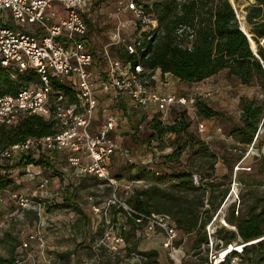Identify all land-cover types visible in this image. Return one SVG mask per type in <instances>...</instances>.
Segmentation results:
<instances>
[{
    "label": "built area",
    "instance_id": "obj_1",
    "mask_svg": "<svg viewBox=\"0 0 264 264\" xmlns=\"http://www.w3.org/2000/svg\"><path fill=\"white\" fill-rule=\"evenodd\" d=\"M158 1L161 0H108L115 5V11L107 17L108 41L97 58L87 44L94 32L91 33L90 25L97 19L93 13L95 0H0V67L9 71L12 78L16 73L32 72L38 80L15 94L0 95V126L14 125L26 115L57 122L55 133L29 137L0 148V174L12 160L18 162L29 156L32 161L45 160L50 164L60 153L69 167L66 170H72L75 177L93 176L106 187H116V179L110 173L112 157L121 153L126 163L132 159L128 151H121V143L114 136L117 116L109 105H102L100 98L104 95H109L115 103L125 100L131 109L140 112L145 119L141 120L139 129L156 118L162 125L169 126L174 111L183 110L190 122L197 125V132H202L204 124L196 116L195 104L198 99L210 98L212 91L194 87L187 94H161L153 90L152 74L143 68L141 61L150 55L147 44L155 43L162 34L157 18L146 10ZM31 27L35 29L31 30ZM176 36L178 40L184 37V42L192 41L193 29L179 25ZM112 48L122 51L126 58L132 57L137 64L120 58L121 54H112ZM53 82L67 87L75 99L58 89L54 91ZM150 149L157 155L156 149ZM152 161L142 160L141 164L153 170ZM24 169L26 180L38 179L37 191L32 195L37 199L13 195L14 214L30 209L40 216L47 203L45 199L49 198L46 187L51 177L41 178L45 167L34 162L27 163ZM154 174L159 175L158 172ZM193 183L201 185L194 174ZM125 188L130 189L131 185ZM3 191L0 189V205L4 203ZM117 203L145 235L162 239V248L172 264H182L183 242L178 244L179 231L168 215L138 213ZM217 216L218 213L206 227L209 246H213L211 226ZM126 223L107 222L108 227L96 239L95 246L110 255L120 254L127 248L123 236L128 228ZM222 226H227L225 221ZM45 228L44 222L36 224L21 242V249L27 259H33L31 250L34 248L39 261L52 264L46 252ZM244 245L241 244V249ZM237 253L229 252L225 256L220 253L209 264H237L241 250ZM136 258V264H145V258L138 255ZM15 262L24 264L19 257ZM97 262L95 259L86 264Z\"/></svg>",
    "mask_w": 264,
    "mask_h": 264
},
{
    "label": "rangeland",
    "instance_id": "obj_2",
    "mask_svg": "<svg viewBox=\"0 0 264 264\" xmlns=\"http://www.w3.org/2000/svg\"><path fill=\"white\" fill-rule=\"evenodd\" d=\"M232 8L235 9L236 17L241 28V24L245 25L248 34V26L244 22L246 7L250 6L255 0H231ZM96 9L93 13L97 15V19L94 23H91V33L94 31L95 36L90 37L88 41L89 47H94V51L101 49L108 41V25L109 19L107 18L110 12L115 11V5L108 2V0H95ZM91 36V34H90ZM158 39L155 43H159ZM253 44L254 42L251 41ZM91 46H90V45ZM255 47V44H254ZM113 53L120 55L122 51L118 49H112ZM167 83V81H162ZM153 85V84H152ZM192 85H180L177 87V91L180 94H187L190 92ZM193 85L192 87H194ZM184 89H183V88ZM210 87V88H209ZM209 89L212 91V96L205 99L207 104L218 111H222L224 117L220 120L209 119L205 120L204 128L202 132H196L197 125L194 122H190L188 132L195 135L196 139L203 143H206L208 150L205 153L193 154L192 151H182L179 155V161L173 159V161H167L164 166L163 156L171 155L176 149V146H180L182 143L174 133L166 134L162 138L149 139L151 134L150 130L145 126L139 129L141 121L131 119L129 126L125 122L122 123L123 117L119 112L118 118H120L117 141L121 143V151L127 150L132 162H128L125 165L118 163L113 160L110 163V173L116 179L117 186L106 187L102 185L96 178L89 179L87 176H76L73 182H65V187L59 189L60 194L45 199L47 201L41 215L38 216L34 210H26L19 214H14L16 209L13 204V195L17 197H29L36 200L32 193L37 191L38 179L30 181L24 178L25 169L23 166L17 165L16 160H12L8 166L3 167L4 173H1L0 179L2 183L6 184L1 190V195L4 197L3 205H0V264H13L17 257L23 260L24 264H38L39 259L37 256V250L32 249L31 255L33 259H27V254L22 252L21 242L25 240L26 235L35 228L38 223H45V231L43 232L44 240L46 239L47 249L46 252L49 258L52 259V264H61L57 255L61 254L64 247L59 245L57 238L63 230L62 221L64 217L69 218L68 228L70 233L73 235L74 244L70 247L73 250L76 245L75 238L80 242H83L78 250L75 252L74 258H71V263L78 257H85L86 263H90L94 257H102L101 264H128L130 259H137V253L142 252L143 248L153 249L158 248L160 250V239L155 236H147L138 227L131 226L130 230L125 233L126 244L130 251H121L120 254H111L108 256L102 248L92 249L94 244L93 241H81L82 237L86 239L93 236L99 238L102 233L99 231V227L93 224L98 221L99 218H103L105 208H108L113 213L122 214L121 209L117 206L118 203L125 204L127 198L132 194V191L138 189L142 191L145 186L146 190H149V185L153 184L154 179L146 174L141 175L139 181L141 184H134L135 176L137 173L142 171L143 165L142 160L152 159L153 163L157 168L153 167V170L158 171L159 175L164 176L165 179L159 183V186L166 190L168 193L172 192V195H154L151 191V196L148 200L149 206L152 212L159 213L163 212L169 214L171 211V204L178 203L181 206L191 207L198 206L199 220L206 221L207 223L204 228L199 231L194 228L192 234L186 237L180 231L179 243L183 242V260L182 264H209L213 261V257L219 256L220 252L223 251L227 246L235 245L241 246L240 240L232 242L230 245L223 247V239L229 237L228 232L234 231V224H230L227 219L231 217V211H234V217H238L240 212H245L248 205H254L256 199L264 200V118L260 123L258 131V139L250 150L248 147L245 151L242 150L240 145H237L235 139L230 136L231 130L234 125L237 124L239 119V98L246 97L252 99L256 97L258 100H262L264 93L262 89H259L257 85L243 86L237 82V80H231L226 77L224 71L219 72V75L209 81ZM203 88V89H204ZM219 101L220 105L217 104ZM116 108H111L113 112ZM128 119V118H127ZM203 122V121H202ZM122 126V127H121ZM164 126V125H163ZM208 130V133H206ZM116 135V134H115ZM114 135V136H115ZM116 138V137H115ZM150 148L157 150V155ZM161 157H159V156ZM64 158L62 154L55 155L53 161L56 159ZM121 158V157H120ZM121 162V160H120ZM154 165H151L154 166ZM68 168L67 162L60 163V168ZM2 169V168H0ZM51 172H42L41 178L44 176H53L57 172L54 168H51ZM2 171V170H1ZM183 171L194 173L197 175L201 183L204 184L205 190L191 189L190 191H178L173 189L172 181L170 180L174 172ZM62 173V172H61ZM60 174V173H59ZM156 176V175H155ZM200 177V178H199ZM202 180V181H201ZM131 185V189H126L125 186ZM147 185V186H146ZM148 187V188H146ZM74 192L75 197L73 198L72 204H67L63 199ZM213 197V204L216 208V212L209 216V207L207 199ZM36 198V199H35ZM199 200L202 201L201 205ZM48 201H50L48 203ZM110 204L107 206L109 202ZM64 202V203H63ZM176 209L173 210L175 212ZM169 211V212H168ZM236 211L239 214H236ZM48 213L50 215H48ZM218 213V216L211 226L214 232L213 246H209L206 227L212 220V217ZM48 215V216H47ZM226 222L227 226H222V222ZM95 226V227H94ZM224 230V232L218 231ZM227 231V232H225ZM205 235L207 241L205 242L203 236ZM250 243L256 244V241ZM149 244V245H148ZM208 245V246H207ZM244 245V244H243ZM149 246V247H148ZM235 249V248H234ZM77 253V255H76ZM231 253H237L233 250ZM258 258V253L251 251L247 255L239 257L237 264H254ZM34 260V261H33Z\"/></svg>",
    "mask_w": 264,
    "mask_h": 264
},
{
    "label": "trees",
    "instance_id": "obj_3",
    "mask_svg": "<svg viewBox=\"0 0 264 264\" xmlns=\"http://www.w3.org/2000/svg\"><path fill=\"white\" fill-rule=\"evenodd\" d=\"M146 10L155 15L162 33L156 39V41L160 39L157 45H155L156 41L153 44H147L150 55L147 59L141 61L143 68L150 74L159 71L161 75L168 74L177 78L182 84L195 85L208 78L218 76L219 72L224 71L228 79L237 80L243 86L257 85L264 93V0H255L250 6L246 7L244 18V22L248 26L250 40L255 44L257 57L251 50L254 44L251 42L250 47V42L241 31L242 29L247 34L246 27L241 24L240 28L235 9L232 8L229 0H161L152 3ZM179 25L191 26L194 35L192 41L184 42V37L178 40L176 31ZM120 58H126V55L121 53ZM126 59L132 61L134 65L137 64V61L132 57ZM31 82L38 83L37 76L32 72L16 73L12 78L9 71L0 67V95L15 94ZM52 87L54 91L58 89L70 95L72 100L75 99L73 93L60 83L53 82ZM239 106V119L231 130L230 136L245 151L248 147L254 146L255 141L258 139L260 123L264 118V97L262 100H258L256 97L252 99L240 97ZM195 108H197V118L202 121L220 120L224 117L222 111L220 112L211 107L205 99H198ZM141 120L139 118V122ZM189 123L190 120L186 112L176 110L173 113L172 124L169 126H163L157 118L145 124L151 132L149 135L150 140L174 133L182 141L180 146H176L171 155L163 156L162 166L167 161H173V159L179 161V155L183 150L192 151L195 155L205 153L208 150L206 143L196 139L195 135L188 132ZM56 125L57 122L55 121L45 120L36 115H26L14 125L9 127L0 126V148L24 141L29 137H42L55 133L57 130ZM29 162L44 166L45 170L50 169L47 161H32L29 156L22 157L17 165L24 167ZM142 167H144L142 171L134 177L135 180H140L141 175L146 174V176L152 177L154 182L148 186L150 187L149 190H146L145 187L142 191L133 190L127 198L125 206L138 213H155L152 212L149 206L150 200L148 199L151 196V191L154 195H169V197L172 192L168 193L159 186V183L165 179L164 176H155L154 173L158 171L149 170L147 166ZM153 167L157 168L155 165L151 168L153 169ZM193 174L183 171L174 172L170 178L172 181L170 186L178 191L205 190L206 187L200 180V186L194 185ZM0 178H2L1 174ZM2 182V179H0L1 189L6 185ZM109 189H112V187H109ZM74 196L72 194L71 197H65L63 201L71 205ZM213 200V197L210 200L207 199L210 213L208 219L216 212ZM201 203L202 201L199 200L200 205ZM197 207V205L186 207L173 203L170 211L173 217L163 212L159 213L168 215L176 223L179 234L181 231L187 237L192 234L194 228L197 227L201 231L207 223V220H199ZM119 208L124 215L125 222L130 227L134 226L135 223L130 217H127L124 209ZM174 209H176L175 212H173ZM236 214H239V212L236 211ZM227 221L234 224L236 231L228 232L229 237L223 239V247L225 248V246L239 239L240 244H245L241 249V255L242 253L247 255L251 251L257 252L258 258L254 264H264V200L256 199L254 205H248L246 211L240 212L238 217H234V211L232 210L231 217ZM218 231L224 232V230ZM201 237L205 242L207 241L205 235ZM252 241H256V244L250 243ZM81 244H78L73 250H65L57 255L61 264H71V258ZM127 251H130L128 246L125 249L126 253ZM137 255L145 258V264H158V255L155 250L138 252ZM13 264H16V262L14 261ZM95 264H101V261L98 260Z\"/></svg>",
    "mask_w": 264,
    "mask_h": 264
},
{
    "label": "crops",
    "instance_id": "obj_4",
    "mask_svg": "<svg viewBox=\"0 0 264 264\" xmlns=\"http://www.w3.org/2000/svg\"><path fill=\"white\" fill-rule=\"evenodd\" d=\"M34 29H35L34 27H31V30H34ZM92 34H93L92 36L94 37L95 33L93 32ZM90 48H91L92 53L97 58L99 57V55L102 53V50H103V47L101 49L99 48L97 51H94V49H95L94 47H90ZM111 53L114 54L113 51H111ZM151 77H152L151 78V87L153 88L154 91L159 92L161 94H171V93H179L180 94V92L177 91V87L180 86V85H183V84L180 83L177 78H175L173 76H170L168 74L161 75L159 71H154V73L151 75ZM216 77L217 76L208 78V79L204 80L200 84H195L194 87L195 88H197V87L204 88V86L205 87H209V81L211 82V80H214ZM162 81H167V83H163L162 84ZM192 86H191L190 90L194 88ZM100 100H101L102 105H105V106L109 105L110 109L111 108H116V109H114V111H115V114L117 116V126H120L119 125L120 118H118L119 112L117 113L118 110L120 111L122 116L125 115L123 117V120H122L121 124H123V122H125L127 124V126H129V124L131 122V119H133V118L136 119V120H139V118H141L143 120L145 119V118L142 117V114L140 112L138 113V112L134 111L133 109H131L129 107V104L125 100L115 103L113 101V99L109 95L102 96L100 98ZM217 102H218L217 104L220 105V102L219 101H217ZM239 112H240V110H239ZM205 122H207V121H203V124ZM121 131H122V129L118 130V127L116 128L115 133H114V135L116 134L115 135L116 139H118V132L120 133ZM195 131L197 132L196 129H195ZM205 131H207L206 133H208V130H205ZM112 160H113V162L115 161V163L118 162V163H122L124 165L126 164V159L121 156V153H116L112 157ZM120 160H121V162H120ZM147 160H150V158H148ZM62 162H65L64 158L56 159L53 163L49 164L50 169L47 168L48 172L53 171V170H51V168H54V170L57 172V174L55 173V175L49 176L51 178H50V181H49V183L47 184V187H46V191L49 193V197H52L53 195L56 196V194H60L58 191H59V189H63L65 187V185H64L65 182H69V181L73 182V179H70V178H74L75 177L73 175L74 172L72 170H66L65 168H62V167L60 169H58V167H60V163H62ZM43 172L46 173V170H44ZM87 177L89 179H94L95 178V177L93 178V176L92 177L87 176ZM141 181H143V180H141ZM135 182H139V180H137ZM71 193L74 194V192H71ZM72 194H70L69 196H66V197H71ZM73 198H72L71 202H73ZM104 208H105V211H104L105 213L103 214V218L102 219L99 218L98 221H95L93 223V224H95V226L100 228L99 231H101V233H102V231H104L108 227L107 222H111V223H114L116 225L117 224L120 225L122 222L125 221L123 213L122 214H119V213L115 214V213H113L111 211V209L109 210L106 207H104ZM110 208H112L111 204H110ZM48 215H50V214L48 213ZM68 221H69V218L68 219H67V217L63 218L62 223H63V225H65V227H63V230L60 233V235H59L60 237L57 238V241L59 242V245L61 247H64V250H70V247L72 246V244H74V241L72 239L73 235L70 233V229L68 228ZM127 227H128L127 230L129 231L130 230L129 224H127ZM127 230H126V233H127ZM91 234H92V237H89L88 239H86L85 236H84V237L81 238L82 239L81 241H85L86 240L88 242H91L90 240H92L93 241L92 243L94 244L92 249H95L96 248L95 245H96L97 236H95V235L93 236L94 232H92ZM123 236L125 238V232H124ZM158 239H160V238H158ZM160 240H161L160 241V250L158 248H153V249H148V248L144 249L143 248V250H141V251L144 252V251H147V250H155L157 252V255H158V259H157L158 264H172V261H171L169 255H167L166 250L162 248V245H161L162 239H160ZM45 242H46V239H45ZM75 242L77 244L83 243V242H80L79 240H77L76 238H75ZM102 250L105 251L106 255L111 256L106 250H104V249H102ZM76 255H77V253H76ZM74 256H73V258H74ZM95 258L102 260V257H99V258L94 257V258L91 259V261L95 260ZM86 262H87V259L85 257H82V256L78 257V255H77L76 259L73 260V263H71V264H86ZM136 263L137 262H136L135 259H130L129 262H128V264H136ZM38 264H44V263L39 261Z\"/></svg>",
    "mask_w": 264,
    "mask_h": 264
},
{
    "label": "bare ground",
    "instance_id": "obj_5",
    "mask_svg": "<svg viewBox=\"0 0 264 264\" xmlns=\"http://www.w3.org/2000/svg\"><path fill=\"white\" fill-rule=\"evenodd\" d=\"M252 48H254V47H252ZM235 246V245H234ZM233 245H230V246H227L226 248H225V250H223L222 252H220V253H222V255L223 256H225V254H227V253H229V252H231V251H240L241 250V246H236V247H234ZM235 248V249H234Z\"/></svg>",
    "mask_w": 264,
    "mask_h": 264
},
{
    "label": "water",
    "instance_id": "obj_6",
    "mask_svg": "<svg viewBox=\"0 0 264 264\" xmlns=\"http://www.w3.org/2000/svg\"><path fill=\"white\" fill-rule=\"evenodd\" d=\"M229 3L232 6V1L231 0H229ZM241 31L246 35L247 40L250 42V47H251V40L249 39L248 35L242 29H241ZM251 50H252L253 54L256 56V48L255 47L254 48L251 47ZM263 70H264V65H263ZM252 148H253V146L250 147V150H252ZM263 153H264V151H263ZM252 244H254V243H252ZM246 245H249V244H246Z\"/></svg>",
    "mask_w": 264,
    "mask_h": 264
}]
</instances>
